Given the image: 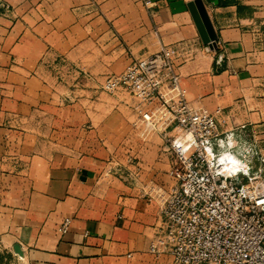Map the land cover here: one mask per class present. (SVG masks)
Masks as SVG:
<instances>
[{
    "label": "crops",
    "instance_id": "crops-1",
    "mask_svg": "<svg viewBox=\"0 0 264 264\" xmlns=\"http://www.w3.org/2000/svg\"><path fill=\"white\" fill-rule=\"evenodd\" d=\"M3 1L0 238L26 264H171L148 251L173 185L170 158L160 136L146 139L143 125H131L135 100L102 84L132 57L190 44L193 59L178 62L188 101L221 130L260 138L264 0H201L213 50L190 15L193 0Z\"/></svg>",
    "mask_w": 264,
    "mask_h": 264
},
{
    "label": "built area",
    "instance_id": "built-area-1",
    "mask_svg": "<svg viewBox=\"0 0 264 264\" xmlns=\"http://www.w3.org/2000/svg\"><path fill=\"white\" fill-rule=\"evenodd\" d=\"M8 11L0 0V16ZM195 52L183 42L162 46L132 57L102 84L135 100L131 125H143L146 138L160 136L170 158L173 185L161 197L162 221L148 251L168 254L171 264H264V185L253 171L254 160L263 161L260 141L243 127L221 130L213 114L188 101L178 68ZM127 162L136 165L131 156ZM70 222L62 221L61 235Z\"/></svg>",
    "mask_w": 264,
    "mask_h": 264
},
{
    "label": "rangeland",
    "instance_id": "rangeland-1",
    "mask_svg": "<svg viewBox=\"0 0 264 264\" xmlns=\"http://www.w3.org/2000/svg\"><path fill=\"white\" fill-rule=\"evenodd\" d=\"M257 136L258 134L256 133ZM257 139L260 141V157L263 161L257 162V160H254L253 171L260 175L258 183L264 185V132H260V138ZM0 264H26V261L17 245L10 244L0 238Z\"/></svg>",
    "mask_w": 264,
    "mask_h": 264
},
{
    "label": "water",
    "instance_id": "water-1",
    "mask_svg": "<svg viewBox=\"0 0 264 264\" xmlns=\"http://www.w3.org/2000/svg\"><path fill=\"white\" fill-rule=\"evenodd\" d=\"M188 10L199 32L200 38L213 50L216 48V33L201 0H193L187 4Z\"/></svg>",
    "mask_w": 264,
    "mask_h": 264
}]
</instances>
